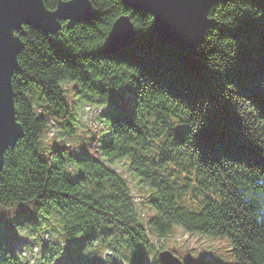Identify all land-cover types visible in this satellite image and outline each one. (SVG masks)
Returning <instances> with one entry per match:
<instances>
[{
  "label": "clouds",
  "instance_id": "9594fccd",
  "mask_svg": "<svg viewBox=\"0 0 264 264\" xmlns=\"http://www.w3.org/2000/svg\"><path fill=\"white\" fill-rule=\"evenodd\" d=\"M61 3L68 5L73 0H60ZM87 3L95 10L94 0ZM231 4L226 18L217 26L206 27L194 49L197 60L202 53L204 65L220 74L234 61L237 41L221 36L218 26L233 28L245 13L254 20L264 16V7L253 0H231ZM125 8L140 20L154 17L151 12L141 15L132 7ZM206 15L207 12L205 19ZM154 19L143 27H133L128 19L127 22L134 30L146 31ZM98 22L81 21L87 27L78 33L65 31L57 38L72 44L73 55L93 81L108 80L103 93L84 84L76 69L59 61L49 80L56 100L49 101L31 89H20L25 97L24 122L17 124L13 105L19 107L20 101L14 96L15 70L8 78L12 121L21 133L18 137L24 135L25 127L35 134L30 145L25 146L23 141L17 145L0 171V215L13 221L14 232L24 241L11 251L7 244H0V264H57L68 241L85 236L88 238L80 248L81 255L100 264H132L137 248L143 251L147 264H164L161 254L178 264L198 260L201 255L212 257L218 264H264V169L224 155L207 162L201 159L194 138L204 124L207 99L197 108H190L184 100L142 76L137 66L124 61L114 63L110 73L91 69L87 61L92 57L79 54L106 43L110 34L105 36L94 28ZM23 26L32 28L21 22L11 35L17 38L14 30H23ZM16 57L17 54L15 61ZM220 82L221 97L232 106L243 135L264 148V115L250 98L239 93L235 84L223 79ZM126 86L136 89L131 125L145 133L142 137L127 123L115 128L104 115L111 91ZM41 118L43 122L38 123ZM179 127L188 129L182 141L175 138ZM105 134L112 137L110 146L103 143ZM54 146L66 152L68 158L58 159ZM82 147L93 163L79 162L77 155L73 158ZM162 152L167 153L164 159ZM35 154L46 159L49 168L58 169L52 190L47 188L52 181L38 186L26 182L21 175V170L27 173L36 166ZM214 169L223 171L210 176L208 173ZM74 177L80 179L70 182ZM66 178L75 184L73 195L82 202L72 209H65L57 199L67 191ZM45 191L48 199L43 212L37 209L36 224L29 220L15 222L21 205L18 201L25 193L34 197L24 204L32 211ZM233 192L238 197L232 196ZM93 202L96 210L88 208ZM244 204H251L252 210L246 211ZM92 219L99 224L94 231ZM78 229L82 235H74Z\"/></svg>",
  "mask_w": 264,
  "mask_h": 264
},
{
  "label": "trees",
  "instance_id": "16d2710c",
  "mask_svg": "<svg viewBox=\"0 0 264 264\" xmlns=\"http://www.w3.org/2000/svg\"><path fill=\"white\" fill-rule=\"evenodd\" d=\"M60 0H44L47 9L53 10L56 8ZM260 7H264V0H253ZM95 10H93L92 18L84 21L88 24H93L94 20L99 22L93 25L105 36L111 28L113 21L122 14L128 15L134 27H143L149 23L153 17L148 16L145 20L137 19L132 16L127 10L122 0H94ZM125 6V7H124ZM232 6L231 0H221L210 7L208 11V18L210 20V27L217 26L216 23L222 22L227 15L228 9ZM141 15L146 14L140 9H135ZM31 26V25H30ZM29 28L23 26V30H18L16 34L19 35L24 47L18 54V68L14 71V96L20 101V106L14 103L15 116L19 124L24 122V108L25 97L23 91L20 89H31L33 91H40L39 94L49 101H55V90L50 86L49 80L52 74L58 68V62L64 61L69 67L76 69L84 82L90 88L103 93L108 85V80L93 81L89 76L83 65L78 62L77 56L72 53V44L67 40L58 39L63 32L78 33L87 25L81 22L68 24L67 21H61V28L49 34H44L38 28ZM220 35L231 36L237 41L236 56L232 63L223 74L209 70L203 63V54L197 60L194 49L188 52L178 51L170 46L160 44L155 37V30L153 23L146 31H137V39L135 42L123 46L115 52H108L105 50L106 43L91 52H82L80 56H91L87 61L91 69L96 72H109L114 63L124 61L129 65H135L139 68L140 74L152 79L155 85L161 89L167 90L173 96H177L184 100L190 108H197L205 99L209 101V108L204 114V124L196 133L194 143L201 152V159L205 162L211 160H218L219 156L224 155L231 159L243 161L251 166H258L264 169V148H260L251 142L243 135L238 117L232 110V106L228 101L223 100L221 91L223 84L222 79L227 80L236 85L240 94H243L251 99L252 103L264 115V16L258 19H252L245 13L244 17L239 19L237 25L229 28L224 25H219ZM107 42V41H106ZM213 51L215 49H212ZM112 59V60H111ZM114 60V61H113ZM103 66V67H101ZM122 66V65H121ZM111 91L110 96L112 92ZM136 89L133 88L131 96V113L128 116H113L111 118L112 125L115 128H120L122 124H132L133 108L135 104ZM60 104L63 102L60 101ZM29 119H31L29 117ZM41 118L38 123H42ZM139 136H144L145 133L131 125ZM188 131L185 127L175 129V138L177 141H182ZM35 133L31 128L25 127L24 135L19 137L16 143L8 147L4 152L3 162L0 171L4 170L9 163V156L12 151L16 150L17 145L21 141L25 146L31 144V136ZM112 137L105 134L103 143L110 146ZM59 147H54L56 156L67 157L66 152L60 151ZM77 155L79 162L84 164L93 163V158L89 152L81 151L78 154H73V158ZM167 153L162 152L161 159L166 158ZM36 166L25 173L21 170V175L25 176L26 182H31L35 185H44L47 183L48 190L53 189V184L56 183L58 169L55 167L49 168L46 159H41L39 154H35ZM12 166H15V160L12 161ZM223 169H214L208 174L210 176H218ZM80 177L70 178V182L75 183ZM68 182L65 179L64 187L67 189L61 196L57 197L61 206L65 209H72L78 207L79 201L73 195V188L75 184ZM222 187L227 188L222 184ZM232 196L238 197V193L233 192ZM34 197L25 193L23 199L18 202L30 201ZM48 199L47 191L43 192L42 198L36 200L33 204L35 212L37 209L43 212V206ZM89 209L96 210V204L93 202L88 205ZM246 211L252 210L251 204H244ZM91 230H96L99 224L95 219L90 221ZM108 228H105L107 232ZM83 234V231L78 229L74 235ZM92 233H89L91 235ZM88 236L83 237V243ZM78 248L79 264H100L99 261H89L83 257ZM0 244H7L8 250L11 251L13 247L7 241L1 240ZM47 254V248L45 249ZM132 264H147L143 251L137 248L132 255ZM186 264H188L186 262ZM257 264H260L257 261Z\"/></svg>",
  "mask_w": 264,
  "mask_h": 264
},
{
  "label": "water",
  "instance_id": "95a60500",
  "mask_svg": "<svg viewBox=\"0 0 264 264\" xmlns=\"http://www.w3.org/2000/svg\"><path fill=\"white\" fill-rule=\"evenodd\" d=\"M219 1L221 0H122L128 7L153 13L156 40L183 52L195 49L201 41L204 30L210 23L206 20L209 19L208 11ZM92 15L93 10L87 0H73V3L68 5L60 4L59 1L53 10L46 8L44 0L42 4L40 0H0V150L6 146L3 152H0V167L4 152L16 143L15 139L21 134L19 126L14 125L12 121V93L8 78L11 72L18 68L17 57L23 43L16 34L18 30H14L17 38L11 35L12 29L19 28L20 23L24 22L44 34H49L61 28V21L74 24L88 21ZM127 19L133 25L130 17L125 14L113 21L108 32L110 35L106 42V51L115 52L136 41L137 31ZM14 119L15 123L19 124L15 108ZM161 259L164 264H178L167 254H161Z\"/></svg>",
  "mask_w": 264,
  "mask_h": 264
},
{
  "label": "rangeland",
  "instance_id": "374dc122",
  "mask_svg": "<svg viewBox=\"0 0 264 264\" xmlns=\"http://www.w3.org/2000/svg\"><path fill=\"white\" fill-rule=\"evenodd\" d=\"M40 91H38V94ZM133 88L131 86L122 87L119 90L112 92L109 100V106L104 110V115L110 119L114 116H128L131 113V96ZM41 95V94H40ZM55 147V146H54ZM81 151H86L83 147ZM80 151V152H81ZM29 201V200H28ZM28 201L18 202L21 205L16 212L15 222L20 223L24 220H29L33 225L38 220V215L35 212L34 206L30 211L24 204ZM13 221L7 220L4 216L0 215V241L4 240L10 243L15 248L18 247L22 241L14 232L12 227ZM81 235V234H79ZM77 235V236H79ZM83 243V237L68 241L62 257L57 261V264H79L78 248ZM189 255H194L190 252ZM188 264H218L214 259L207 255H201L198 260H186Z\"/></svg>",
  "mask_w": 264,
  "mask_h": 264
}]
</instances>
